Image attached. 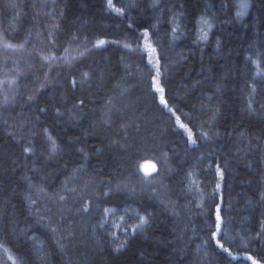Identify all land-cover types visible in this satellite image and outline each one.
<instances>
[{
    "label": "trees",
    "instance_id": "16d2710c",
    "mask_svg": "<svg viewBox=\"0 0 264 264\" xmlns=\"http://www.w3.org/2000/svg\"><path fill=\"white\" fill-rule=\"evenodd\" d=\"M111 2L0 0V264H264V0Z\"/></svg>",
    "mask_w": 264,
    "mask_h": 264
},
{
    "label": "snow or ice",
    "instance_id": "6c2138e0",
    "mask_svg": "<svg viewBox=\"0 0 264 264\" xmlns=\"http://www.w3.org/2000/svg\"><path fill=\"white\" fill-rule=\"evenodd\" d=\"M109 6L112 7V2H111V0H109ZM116 11H120V10H119V9H116ZM205 23H206V21H205ZM103 43H104V41L101 40V41L98 42L97 46H100V45H102ZM149 47H150V46H149ZM152 51H154V49H153ZM156 90L159 91L160 93H163V88L159 87L158 82H157ZM161 102L166 104V101L164 100L163 95H161ZM177 121H178V123H179V117H177ZM179 126H180L181 128H184L185 131L188 132L189 139H191V137H192L191 130L188 129V128L186 127V125H184L183 123H179ZM192 143H195V141L193 140ZM153 170H155V166H153ZM218 187H219V186H218ZM220 221H221V217L219 216V214H217V222H218L217 225H216V230H217V232L220 231ZM141 222L144 223L143 219L141 220ZM218 243H219V241H218ZM220 247L223 248V245L221 244ZM224 251L227 252L228 250L225 248ZM247 259H252V257H247ZM252 264H257V262H256L255 260H252Z\"/></svg>",
    "mask_w": 264,
    "mask_h": 264
},
{
    "label": "rangeland",
    "instance_id": "374dc122",
    "mask_svg": "<svg viewBox=\"0 0 264 264\" xmlns=\"http://www.w3.org/2000/svg\"><path fill=\"white\" fill-rule=\"evenodd\" d=\"M143 219V221H144V223H142V222H140L139 224H137L135 227H134V230H143L144 229V227L146 226V224H147V219L145 218V217H143L142 218ZM141 219V220H142Z\"/></svg>",
    "mask_w": 264,
    "mask_h": 264
},
{
    "label": "water",
    "instance_id": "95a60500",
    "mask_svg": "<svg viewBox=\"0 0 264 264\" xmlns=\"http://www.w3.org/2000/svg\"><path fill=\"white\" fill-rule=\"evenodd\" d=\"M151 166V164H147V168H149Z\"/></svg>",
    "mask_w": 264,
    "mask_h": 264
}]
</instances>
